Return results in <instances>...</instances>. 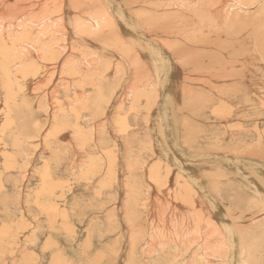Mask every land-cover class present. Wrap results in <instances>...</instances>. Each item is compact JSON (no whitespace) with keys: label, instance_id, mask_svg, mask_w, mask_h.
Wrapping results in <instances>:
<instances>
[{"label":"bare ground","instance_id":"1","mask_svg":"<svg viewBox=\"0 0 264 264\" xmlns=\"http://www.w3.org/2000/svg\"><path fill=\"white\" fill-rule=\"evenodd\" d=\"M84 1L85 0H82V1L81 0H0V97L2 96V99H0V171L3 169L4 166H6V167L10 166V164L12 162L7 163L6 161L8 160V158H9L8 161H10V159H11L10 154H12L11 151L15 150L16 152H18L17 155L18 156L20 155V157L24 161L23 162L20 161V163H19L20 166L18 169H17L18 165H17V167L13 168V164H12L13 169H10L8 167L9 173H10V170L12 171V170H15V168H16V170L13 171L12 173L15 175H19V176H22L26 173L24 176H25V178H28L27 182L30 181L31 175L33 177V174H31V175L29 174L30 171L28 170V167H29V165H31V162L33 161V159H32L33 153H37L38 151L35 152V148L31 147L30 143H32L33 141H29L30 140L29 134H31L30 129H28L27 133H25V131L20 132V130L22 128L21 129L17 128V127L23 126L22 122H24L26 119L25 115L23 116V114L28 113L29 109L32 108L31 103L29 105H26L28 103V100H25L26 98H23L25 96L29 97L25 93V87H26L29 95L32 97V99L34 97H38V94H40V96H41V98H39L38 101L39 100L41 101L44 97H50V95L52 96L51 97V99H52V98H54L53 97L54 93H56L54 88H58L60 85L62 86V83H64V82H62V80H65L62 78H63V75H65V74H69V75L72 74V76H74L75 78H78V82L76 81L78 84L73 85L72 87H71V85L73 84L72 82H69L70 84H66V86L68 85V87H67V91H65V93H69L70 94L69 97L71 96L73 98L72 99L70 98V100L66 99V103L62 105L61 109L59 107L60 110L56 109L58 111H53V113L54 112L55 113L52 115H51V111L49 112L48 110H44V106L40 102V104H41L40 106L44 110L42 112V114H44L43 116L48 115L49 119L51 118L52 123H55L57 125L56 128H57L58 133H56V135H58V134H61V135L67 134L68 135V137L65 135L64 138L60 137V136L56 137L57 139L55 138V140L57 142H60L58 145L59 147H61L62 149L63 148L64 149L70 148V150H69L70 156L67 157L66 159L64 158L62 165L60 164L63 167L62 169L66 170L70 167L71 171L73 172V173L71 172V174H75L76 172L79 173L80 169L85 167L84 165L78 166V164H77V166H76V164H74L75 162H78L76 160L75 155L77 154V151L84 152L83 148L88 144L87 143L88 142L87 140H89L88 136H90L94 131L95 132L92 135V139L94 137H96V139L98 141L101 137L102 138L106 137V140L108 142H110L108 139L109 137L106 136L104 124H101L103 126H101V125L98 126L97 122H96L97 118L95 117V115H92V116L91 115L88 116V114L83 115V112H81V110L78 108V104L80 105V103H83L84 98H85L82 96V93H81L82 90H80L81 86L84 84L83 79L88 74L89 75L94 74L93 77H95V78L99 77L98 80L103 79V77L102 76L100 77L99 73H96L95 71L98 67L99 68L102 67L101 66L102 63L100 64L99 63L100 61L98 62V60L100 58H101L100 60L107 59L105 56L102 57V55L101 56L99 54L97 55L96 54L97 52H94L93 50H92L94 52L93 56L87 54L86 51L82 50L81 44L87 43L90 41H94V42L96 41V43H98L103 38L106 41L110 35L106 36V35H104V33L107 32L108 30H109L108 31L109 34H113V44L115 43V50L117 49V52L113 51L115 53H112V52H111V54L108 53L109 54L108 56H111L113 59L112 58H111L112 60L109 59L110 61L107 59L108 60V62L106 64L107 66H106V68H104V69H106L105 73L108 75V77L111 76V77H113L112 79H117L120 75H122L124 73V72L122 74L120 73L121 72L120 70H122V68H124L125 74H128V75H126L127 77L131 74L136 79V80L134 79L135 81H133L134 84H136L135 82L137 80L142 79L144 77V75H146L147 73L148 74L152 73L153 75L150 74L151 76L147 75L149 83H148V85L146 83L147 87H146V85H144V89H142L144 91H145V89L153 90L149 93L153 92V94L155 96L154 98L152 97V94L149 95V94H147L148 92L146 91L147 92L146 96H151L152 101L157 100L159 96L161 97V95L164 96L167 91L171 90L175 86L177 88V83H180L182 81H185V83H186V81H188V82L192 81L193 76L191 78V74L189 75L188 73L185 72V69L183 67L179 66L180 60L184 61L187 58H189L190 60L196 61L197 63L204 62V61H200L201 58L203 59V57L195 54V52L192 53V51H189L190 48L185 47V46H188L189 42H193L192 44L198 48H200L202 46V44H203V46H205L207 44V46L204 47L203 49L206 51L209 50L208 52L213 51L212 50L213 48L215 49V51L216 50L218 51V49H222L223 47H225V44L222 46L221 45L222 43H220L221 42L220 40L223 38L222 37L223 34H224V37L226 36V38H227L226 39L227 40V42H226L227 51L224 50V51H226V54L222 50L223 54H225V57H226V60L224 57L225 62L224 61L222 62L219 60V59H221V55H219V54L218 55L215 54L216 55L215 59H213L212 56L209 58L211 60H214L217 64H220V67L218 69H215V71L210 70V73L212 72L211 74H213L214 81L215 80H217V81L221 80L222 81L224 79V82L228 80L231 83V86H230L231 91L228 89L227 84H225V86H224L226 89L225 90L226 94H224V95H226L225 96L226 98L224 97L225 100L230 101L231 104H233L234 102L241 101V96H244V95H238V94H232V93H234L237 86L239 84H242V82L245 79H248L249 81L251 80V82H253V83H250V85L247 83L251 87V90L247 91V89H245L246 93L243 91V93H245V96L250 94L252 91L256 92V91H261V90L263 91L262 93L264 94L263 88H261V87H260V89L259 88L257 89L256 87L254 88L255 83L252 80V77H254V79H256V76H262L264 74V68L262 70H258L259 66L264 65V0H90L91 1L90 3H87ZM87 1H89V0H87ZM77 8H79V9L76 11ZM80 9L82 11H84V10L86 11V9H87V11L90 10L91 13H89L90 11L89 12L86 11L87 13L85 15H82L83 13ZM35 10L40 11L39 16H37L38 13H36L35 17H32L31 14L33 11L35 12ZM79 12H81V13H79ZM76 13L81 14L82 17L76 16ZM190 26L192 28V31H190ZM196 31H199L200 33H195ZM158 35H161V38H158L157 37ZM190 36H192L193 38ZM214 37H216L215 38L216 40L213 41L212 38H214ZM223 39H225V38H223ZM222 41H224V40H222ZM171 43H172V45L176 44L177 47L179 46L178 51L177 52L173 51L172 55L169 52V48H170ZM73 44L76 47L72 48ZM82 45H84V44H82ZM87 45H88V43H87ZM102 45L103 46H100V47H102V50L107 52V48H106L107 45H105V44H102ZM108 46H110V45H108ZM95 47H97V46L95 45ZM102 50H100V51H102ZM170 51H172V50H170ZM103 53H105V52H103ZM203 54H205V53H203ZM212 55H214V54H212ZM205 58H207V57H205ZM96 59H98V60L96 61ZM216 59H218V61ZM143 62H146V64H144ZM181 63H183V62H181ZM206 63H207V60H206ZM249 63H255V65H256L255 69H252L250 71V74L248 72V76H247V73L244 72L245 74H244L243 78L238 77L237 75H239V74L237 73V71L239 70V68H247L248 67V70H250L251 65H249ZM188 64H190V63H188ZM188 64L185 63L183 65H188ZM146 65L147 66L149 65L148 66L149 68H147ZM209 65L212 66L211 64H209ZM189 66L190 65H188L187 67H189ZM203 66L206 67L205 64H202L200 67V70H203L202 69ZM198 67H196V68H198ZM212 67H214V65ZM32 68H33V70H35V72H37V70H39L43 75L45 74V76H44L45 80L44 81L42 80V78L44 79V77H41L42 74L39 71L38 72L41 75H38L37 74L38 72H37L36 73L37 75L32 74V76H29V75L26 76V73L28 71H30ZM150 69H151V72L149 73ZM209 69H211V68H209ZM146 71H148V72H146ZM204 72H205V70H204ZM206 73L208 74L207 70H206ZM206 73H205V75L204 74L203 75L206 76ZM60 76H62V78H60ZM155 77L157 79H159V81ZM128 78H130V77H128ZM211 78H212V76L210 77V82L212 81ZM262 78L263 77H261L260 79L263 80ZM38 79H39V81H38ZM143 79H145V78H143ZM66 80H67V78H66ZM69 80H70V78H69ZM122 80H124V79H122ZM127 80H129V79H127ZM85 81H86V79H85ZM131 81H127V82H131ZM105 82H107V81H105ZM127 82H126V84H127ZM141 82H143V80H140V83ZM182 83H184V82H182ZM256 83H258V82L256 81ZM32 84H34V86H33L34 92H31L29 89V87H31ZM104 84L105 83H103V86H104ZM130 84H133V83L131 82ZM143 84H145V83H143ZM244 84H246L245 81H244ZM69 86L71 87V89L68 90V88H70ZM103 86H102V88H103ZM188 86H190V85H188ZM211 86H213V85H211ZM137 87H138V90H140L138 85H137ZM137 87H135V88H137ZM179 87H181V86L179 85ZM179 87H178V89H179ZM240 87H241V85H240ZM121 88L122 87L115 89V90H117L116 92L113 91V93H112L113 96H111V97H112V99L115 97V99H113L111 102H112V105H114L116 97L119 98V97L125 96L122 98V103L124 104L123 108H126L127 104H129L128 103L129 98L131 101V97L129 94H127L128 91H126V92H124V94H122L123 91H120ZM135 88H133V90ZM183 88H185V89H183L184 94H191V92H190L191 90L189 91V89L185 86ZM51 89H52V91L50 92ZM60 89H63V88L61 87ZM83 89H84L83 93H84V91L87 92V88L83 87ZM89 89L91 90V88H89ZM241 89L239 88V91H238L239 93H241ZM136 90H135V93H136ZM172 90H174V89H172ZM221 90L223 91V89H221ZM1 91H4L5 93L1 94ZM104 91H106V90H104ZM174 91H176V90H174ZM101 92H102V90H101ZM236 92H237V90H236ZM220 94H223V92ZM65 95H67V94H64V96ZM137 98H139V96ZM132 99H133V96H132ZM177 99L178 98H176V102H177ZM262 99H261V101L263 102L264 96H262ZM20 100H22V103L19 104ZM33 101H35V99H33ZM36 101H37V99H36ZM52 101H53V99H52ZM52 101H50V102H52ZM106 101H107V99H106ZM56 102H58V99H57V101H55V104H54V105H57L56 108H58V106H60V104L59 103L56 104ZM59 102H61V101H59ZM141 102L148 104V101L145 99L141 100ZM262 102H260V104ZM53 103H54V101H53ZM154 103L157 104V101H155ZM110 104L111 103H109V105ZM160 104H162V103H160ZM109 105H107V106L105 105V107L102 108L101 107L102 105L100 107H98L99 106V104H98L97 109H99V108L102 109V114H101V116L99 115L100 116L99 118L103 117L104 118L103 121H105V124L107 122L110 126L119 127L120 128L119 135H121V133H124L122 136V139H121L122 141L120 143H121V145L124 144L123 145L124 147L128 146V149H130L131 142L129 140H131L132 136H130L129 140H128L129 137L128 138L125 137V135H127V134H125V132L127 133V131H128L127 127L129 125V123L127 124V122H126L127 119L124 120V119L120 118L119 116H117V114H119L121 111L116 110L115 113H112L111 112L112 108L108 111ZM143 106H145V105H143ZM157 106H158V104H157ZM184 106H185V104H184ZM248 106L249 105L245 104V105H242L241 107L245 108V111L246 110L250 111L251 107H248ZM261 106H263V104ZM186 107H187V105H186ZM119 108L121 109V105ZM183 108L184 107H182V109ZM138 109H140V108H138ZM138 109H137V111H138ZM159 109H161V108H159ZM164 109H165V107H164ZM227 109H228V113H227V115L225 114L226 117L224 119L225 120L224 123H226V125L229 124V122H233V120H232V114L233 113L232 112L229 113L230 110H229V108H227ZM35 110H36V107H35ZM37 110H39V109H37ZM51 110H55V109L51 108ZM85 111H86V109H85ZM90 111H93V110L90 109ZM122 111H124V110H122ZM130 111H132V110H130ZM145 111H146V108H141L140 113H145ZM232 111H234V110H232ZM93 112L95 113V111H93ZM155 112H157V111H155ZM15 113H17V116H15L16 115ZM97 113L98 112H96V114ZM181 113L183 114L184 112H181ZM228 114H229V116H228ZM128 116L129 115H127L126 118ZM172 117H174V116L172 115ZM181 117H184V116H181ZM31 118H30V120H31ZM253 118H251V119H253ZM155 119H156V116H155ZM235 119H238V118H235ZM256 119H257L256 122L258 124H260L261 120L259 118H256ZM66 120H67V122L64 123L63 125L57 124L58 121H64L65 122ZM183 120H186V119H183ZM243 120L245 122L242 121L243 124H240V125L241 126L243 125L244 127H245L244 123L249 125L248 122L253 121L250 119L248 121L244 118H243ZM188 121H189V119H188ZM7 122H8V127H10V130H12L11 132H9V130H6V128H4V125H2L3 123H7ZM81 123L85 124V126L83 128L85 130L82 129V126L80 127ZM177 123H178V121H177ZM184 123H186V122H184ZM17 124L18 125L20 124V125L17 126ZM184 125L187 127L186 124H184ZM91 126L92 127L97 126V128L94 127L95 128L94 129V128H91ZM110 126H109V128H110ZM8 127H7V129H8ZM26 127L27 126H25L24 128H26ZM28 127H30V125ZM52 127H53V125H52ZM175 127H177V126H175ZM39 128H40V126H39ZM170 128H171V126H170ZM239 128L240 127H237V129H234V130H229L226 133V135H227V137H229V136H231V137L226 138V140L230 139L231 141H234L236 138H238L240 135V132L237 130H239ZM254 128L253 129L250 128L251 129L250 133L254 132V133H252L254 137H256V138L259 137L260 139H261V137H264L263 133H261L260 131H256L258 129L255 130ZM89 130H91V131H89ZM113 130H111L112 136L114 135L113 139L115 141L116 140L119 141V138L117 137L118 135L116 134L117 131L113 132ZM52 131H53V129H52ZM8 132H9V134L7 136L6 134ZM258 132L260 133V135H256V133H258ZM45 133L48 134L49 131L45 132ZM45 133H43V134H45ZM166 133H168V132H166ZM241 133H244V131L242 130ZM247 133H248V130L245 129V133L243 134V137L247 138L248 134H250V133H248V134ZM47 134H46V137H47ZM156 134H158V133H156ZM26 135L28 138H25ZM11 136L13 138H11ZM33 136L37 137V133H35ZM49 136L52 137L53 135L51 134V135H48V137ZM165 136H167V135H165ZM190 136H193V138H194V135H190ZM241 136H242V134H241ZM8 137L10 138L9 140H8ZM42 138H43V136H42ZM43 139H45V138H43ZM206 139H207L206 136H202L200 138V140H203V141L204 140L207 141ZM260 139L258 141L261 143L262 141ZM40 141H41V136L39 135L37 140L35 141V143H38ZM107 141H105V142L107 143ZM183 141H184V139H183ZM8 142H9V146H8ZM43 142H44V140H43ZM122 142H124V143H122ZM188 142H190V141H188ZM125 143L127 144V146L125 145ZM181 143H182V141H181ZM186 143H187V140H186ZM228 143L230 144V142H228ZM34 144H33V146H34ZM38 144L39 145H36L37 146L36 149L39 150V147H40V145H42V142L38 143ZM101 144H103V143L101 142ZM112 144H111V146H112ZM115 144H117V143H115ZM191 144H187V145H191ZM156 145L159 147L161 145L160 141H156ZM198 145H203V144H201V142L199 141ZM117 146H118V144H117ZM114 147L116 148V146H114ZM88 148H89V146H88ZM93 149L94 148H92V150ZM121 150L122 149L119 150V148H118V153ZM159 150H161V149L159 148ZM190 150H192V149H190ZM262 150H259V151H262ZM182 151L185 152V150H182ZM39 152H40L39 154L45 155L48 151H45L44 149L40 148ZM86 152H88V150ZM5 153L6 154L10 153L9 154L10 156L6 155ZM58 153H62L61 154L62 158L66 154L63 151L58 152ZM175 153L177 154L178 157L182 158V160H185L186 162L189 160V161H191L190 164L194 163L195 169L197 171L203 170V167L198 165L199 163L197 161L203 162V160L205 159V161H206L205 163H209V161L211 160L210 156H212L211 154L207 155L206 157H201L199 155L193 156L192 154L187 155V154H184L182 152H179L177 149H176ZM234 153L228 154V151H227V153H224L227 155L222 154L223 156L219 157V158L221 160H224V162L226 160H228V161L230 160V162L232 161L233 163H235V161L238 163L241 159L242 161H244L246 163L247 167H253L252 169H255L254 165H255V167L258 165L256 162H250L249 160H247V158H245L243 156L240 157V156H238V153L237 154L236 153L234 154ZM51 154H52V152H51ZM35 156L36 155H34V157ZM78 156H80V155H78ZM105 156L106 157L108 156L107 159H109V161H107V162L109 164L110 163L115 164L117 162V158H116L117 154H115V152L112 153L110 151ZM131 156L133 158V155H131ZM168 156H169V154H168ZM52 157H53V155H52ZM52 157H51V159H52ZM3 158H4V165H3V163H1L2 162L1 160H3ZM13 158H14V156H13ZM17 158L18 157L16 156L14 161L15 162L17 161V163H18L19 161L16 160ZM21 158H20V160H22ZM217 158H216V160H217ZM225 158H227V159H225ZM88 159H85V160L88 161ZM70 160H75V162L74 161L69 162ZM138 160H139V158H138ZM11 161H12V159H11ZM129 162H130V159H129ZM174 163L176 164L175 161H174ZM55 164H58V162L56 161ZM105 164H107V163H105ZM132 164H130V165L132 166ZM140 164H142V165H139L138 167L135 166V167H137L136 168L137 169L136 174L138 175V177L140 179V180H138V178L136 177V180H138V183H140V181H141V183H142V181L144 182L143 178H145V176H146V173H147L146 170L148 168L149 160L144 161L143 163L140 162ZM177 164H176V166L178 167ZM186 164H188V163H186ZM224 164H223V166H224ZM60 165H58V166H60ZM89 165H90V163H88V166ZM154 165L158 166L159 164L157 165L154 163ZM154 165H152V166H154ZM232 165H234V164H232ZM88 166L86 167V170L87 169L89 170L91 167V166H89V167ZM121 166H122V172L127 173L125 165L121 164ZM214 166H216V165H214ZM221 166H222V164H221ZM234 166H237V165H234ZM6 167H5V169H6ZM31 167H33V166L31 165ZM46 167H47V165H46ZM179 167H180V165H179ZM259 167H261V166H259ZM43 168H42V170H43ZM160 168H161V166H160ZM238 168H241V167L238 166ZM244 168H245V165H244ZM7 169L5 170V172L7 171V173H8ZM57 169H58V167H57ZM59 169H60V167H59ZM27 170L29 171V173H28L29 175L27 174ZM109 170H111V169H109ZM153 170L154 169H151V171H150L151 172L150 177L152 175L151 180H148L150 178L147 179L148 183L145 186L144 195H142L138 191H136L138 184L135 182V180L134 181L130 180V182L126 183V184H124L126 181H123V176L119 180L118 179L115 180L116 183H118L119 181L122 183V185L117 186V189L118 188L120 189V193H119V197H118L119 202L116 205V206H118V207H116L118 209V210H116V213H117V215H119L118 217L120 218V221H121V229L120 228L119 229L122 231V233L125 234V236L128 235V237L126 239L127 241L125 242V246H122L120 250L116 248L119 251V252L117 251L118 253H116V256H115L116 261H119L118 263H120V264H124V258L125 257H122L123 258L122 259L121 253L123 252L124 254H126V250L129 251L128 254L126 255L127 259H125V261L128 262L127 264H156L155 259L157 261L160 258V256L167 257V255L165 253L169 249H173L175 252H177V250H183L185 254L190 255V252L192 250H195L197 252V248H200L201 251H203V253L205 252L207 254V256H209L211 263H213L214 261L212 262V260L215 258H218L217 255H219L218 253H215V251L222 252L224 247H229L231 251H230L228 257L231 256L230 257L231 259L229 258L230 261L232 260L231 262H233L234 258H237V259H239V262H237V264H247L248 260H245V258H247V257H245V255H246L245 247L241 246V244L243 245V243L241 241V239L243 240V238L239 237V241H237L236 234L234 235L235 237H233V233H231V230H232L231 227L232 226L230 227V225H228L230 228L229 227L227 228L228 222H227V224L225 223V221H227V220L222 219L223 218L222 213L224 215H226L225 213H227V212H225L224 210L222 212H221V210H218L219 212L218 211L214 212L216 209L214 207H216V204H217L216 202H218V201L214 197L211 196L212 194L211 195L209 194L210 191L209 192L206 191L209 189V188L207 189L209 183L205 182L207 180L204 181L205 183H208V184H206L207 187H205V185H204L205 183L199 182L198 180H196V178H194L195 180H192L193 177H190L187 174L185 175L183 172V174H181L180 176H183V178L187 179L188 181L190 179L189 182H191V185L189 184L188 181L184 182L185 181L184 180L183 181L184 185L182 186V185H180L182 179L180 177H179V179H175V176L173 177L172 175H170V173L172 171L168 172V174H169V176H171V178L169 176H166V175H168L166 173L164 175L165 178L163 179L162 176L164 173L162 174V176H160L159 173H156L157 171L155 172ZM162 170H164V169H162ZM238 170H240V169H238ZM2 171H4V170H2ZM58 171H60V170H58ZM176 171H177V169H176ZM131 172H132V170L129 173H131ZM133 172H135V171H133ZM255 172L257 173V171H254L253 173H255ZM43 173L46 174L47 176H49L47 169L44 170ZM93 173H95V172H93ZM93 173L90 172L89 175L93 174ZM3 174L5 175V173H3ZM59 174H60V172H59ZM246 174H248V173H246ZM128 175H130V174H128ZM251 175H252V173H251ZM75 176H74V178H75ZM110 176L111 175H109V173L107 172V174L103 178L109 179ZM91 177H93V176H91ZM211 177L218 179L216 176H210V178ZM21 178L23 179V177H21ZM44 178H46V177H44ZM130 178H132V177H130ZM206 178H209V176L203 175V179H206ZM224 178H227V177L224 176ZM42 180H41V182H42ZM124 180H126V179L124 178ZM147 180H146V182H147ZM87 181H88V179H87ZM113 181H114V178H113V180L110 179V184L113 183ZM165 181H168L169 183H171V185L173 184L172 182H176V184H177L176 188L177 189L173 190L171 188H166L165 190H163V188L165 187V184H164ZM196 181H198V182H196ZM21 182H23V181H21ZM27 182L25 181V183H27ZM42 183L45 184L46 182L44 181ZM14 184H15V182H14ZM49 184L47 186H50ZM110 184H109V187H111ZM196 184L199 185V188L196 186ZM18 185H20V183H18ZM28 185L29 184H27V187H28ZM89 185H91V184H89V181L87 183L82 182V187H86ZM252 185H253V183H252ZM14 186L15 185L12 186L13 191H15V189L17 190V188L14 189ZM20 186H21V188H22V186L24 188V185H20ZM59 187H60V185H59ZM100 187L103 188L102 186H100ZM195 187H196V189H195ZM18 188H20V187H18ZM61 188H62V186H61ZM54 189H55V187H54ZM216 189H218V188H216ZM248 189L253 190L251 187H248ZM5 190H6V187H5ZM50 190L51 191H49V192H52V189H50ZM57 190L58 189H56V192H57ZM62 190H61V192H62ZM88 190H90V189H88ZM138 190H139V188H138ZM1 191H2V189H1ZM13 191H11V192H13ZM21 191H24V189L20 190V192ZM86 191H87V188H86ZM256 191H255V193H257ZM56 192L54 194H56ZM110 192H112V191H110ZM46 193L47 192H46V188H45L43 193L41 194L42 196L39 193H37L38 197L35 196L37 198V200L35 199L36 202L34 200L33 201L35 203H37V205L39 206V208H36V209H38V210L40 209L42 212L46 208L45 206H47V208L49 210H51V209H53L54 211H55V209L58 210V207L56 206V204H51L52 202L49 203L50 202L49 198H48L49 202L47 201L48 205H46V204L44 205L45 199H47ZM105 193H107V192H105ZM259 193H260V190L258 189L257 194H259ZM63 194H65V193H63ZM156 194H158L159 196L156 197ZM261 194L264 196L263 192ZM103 196L104 195H102V197ZM52 197L53 196L51 195L50 199ZM173 197L179 201L174 202V203H172L173 201L170 202L169 200L173 199ZM149 198H151L152 200L150 201ZM153 198H155V199H153ZM161 198H163L164 201ZM41 199L44 202H42ZM63 200H61V201H63ZM122 200H123V203H122ZM249 200H250V198H249ZM6 201H8V204H10L9 199H7ZM174 201H175V199H174ZM235 201H237V200H235ZM257 201H259V200H257ZM35 203L33 206H35ZM120 205H122V206L120 207ZM63 206H65V205H63ZM123 206L127 210L124 209V211H123V209H122ZM63 208H61V210ZM64 209L66 210V208H64ZM64 209H63V211H64ZM49 210H47V211L50 213ZM61 212L62 211H59V213H61ZM31 213H33V212H31ZM49 213H47V214H49ZM57 213H58V211H57ZM216 213L219 214V216ZM34 214H36V213L34 212ZM40 214L41 213H38V215H40ZM53 215L54 214H52V216ZM55 216L56 215H54V217ZM60 216L62 217V214ZM110 216H111V214H110ZM215 216L218 217V220H215V221H218L219 223H217L213 220V218ZM227 216H230V215H227ZM38 217H40V216H38ZM46 217H48V216H46ZM41 218H43V217H41ZM41 218H38L39 221L37 220V222L34 223L33 230L31 231L30 235L29 236L27 235L23 240L21 239L22 238L21 234L24 231L22 230V228L18 230V231H22V232H21V234L17 233L18 234L17 236L15 235L16 236L15 241L12 242V245L14 246V247H12L13 250L10 249L13 253L6 251L8 253H11V254H9V259H11L13 261V264H23L25 258L29 259V257H28L29 248H33V246L36 244V242L37 243L39 242V241H37V237L39 235L37 233L42 231V228H43L42 225L44 224L43 221H42L43 222V224H42ZM63 218H61V219H63ZM224 218H226V217H224ZM48 220L50 223H54L53 221L55 219L53 218V220H52L49 216ZM25 222H27V221H24V225L26 224ZM22 225H23V222H22ZM112 226H114V225H112ZM19 227L20 226L18 225V228ZM30 229H32V227ZM44 229H45V227H44ZM50 229H51V225H50ZM237 230H239V228ZM47 231L48 230H46V232ZM52 231L54 232V230L52 229L50 231L51 235L53 234ZM239 231H242V229ZM57 232H59V231H57ZM74 232H75V230H74ZM225 232L228 234L227 239L225 236L226 235ZM224 233H225V235H224ZM15 234H16V232H15ZM23 234H25V233H23ZM73 236H75V235H73ZM76 238L77 237H75V239ZM7 239L9 240V238H7ZM3 240H5V239H3ZM225 240H227V241H225ZM5 241H1L0 246L4 245V247H5L6 243L2 244V242H5ZM48 241H51L50 238L48 239ZM70 241H68V242H70ZM119 241H120V239H119ZM71 242H73V241H71ZM46 244H47V242H46ZM68 244L69 245H66V246H70V243H68ZM139 244H140V249L138 250ZM7 246H8V243H7ZM71 246H73V245L71 244ZM49 247L47 246V248H49ZM56 248H52V250L53 249L57 250ZM4 249L5 248H3V250ZM71 249H72V254H73L74 247H71ZM201 251H199V254L202 253ZM196 252H194V253H196ZM4 253L5 252H3V254ZM194 253H193V255H194ZM56 254H59V252L56 251ZM111 254H113V253H111ZM167 254H170L169 251L167 252ZM199 254L197 253L196 255L199 256ZM60 255H61V252H60ZM187 255H186V257H187ZM18 256H20V258L23 257L24 259H20V258H18ZM51 256H52L51 264H58L59 262H60L59 264H61V263L65 262V261L61 260L62 259L61 256H60V259H59V256L57 257L54 254ZM224 256L226 257L225 253H224ZM31 257H32V255H31ZM33 257H37V254H36V256L34 255ZM100 257H102V256H100ZM177 257H179V256L176 255V257H175V255H173L171 261L164 259L163 264H180L183 261V260L181 261L182 256L178 260H177ZM188 257L193 258L192 263H194L197 259V256H193V257L188 256ZM222 257H223V254L221 255L220 258H222ZM225 257H223V258H225ZM205 258H208V257H205ZM7 259H8V257H7ZM37 259H39V260L35 264H43V258L41 256H39ZM205 260H207V259H205ZM26 261L28 262V260H26ZM29 261L34 262L32 259H29ZM36 261L37 260H35V262ZM95 262H97V260ZM6 263H7L6 259L1 257L0 258V264H6ZM27 264H29V263H27ZM67 264H73V263L70 262ZM159 264H160V262H159ZM257 264H260V263H257Z\"/></svg>","mask_w":264,"mask_h":264},{"label":"rangeland","instance_id":"2","mask_svg":"<svg viewBox=\"0 0 264 264\" xmlns=\"http://www.w3.org/2000/svg\"><path fill=\"white\" fill-rule=\"evenodd\" d=\"M84 2L90 3L91 1L90 0L89 1L85 0ZM78 9L79 8H77L76 11ZM86 11H87V9H86ZM86 11L85 10L82 11V13H83L82 15H85L90 10H88L87 12ZM36 13H38L37 16H39L40 11L39 10H35V12L33 11L32 14H31L32 17H35ZM79 13H81V12H79ZM79 13H76V16L82 17L81 14H79ZM89 13H91V11ZM190 31H192L191 26H190ZM107 32H105L104 35H106V36L110 35V36L107 38L106 41L103 38L98 43H96V41L95 42L94 41L87 42L88 45H87V43H82L81 42L82 44H84V45L81 44L82 50L86 51L87 54H89L91 56H93L94 52H97L96 53L97 55L98 54L100 56L102 55V57L105 56L108 60L111 59L112 57L108 56L109 55L108 53H110V54H111V52L115 53L113 51L117 52V49L115 50V43L113 44V34H109V32L108 33ZM195 33H200V32L196 31ZM157 37L161 38V35H158ZM190 37H192V36H190ZM222 37L225 38V39H223ZM222 37H221L222 39L220 38L221 42L220 41L219 42L222 43L221 44L222 46L225 44V47H223L222 49H218V51L217 50L215 51L214 48L212 49L213 51H211V52H208L209 50L208 51L204 50L203 48L206 47L207 44L205 46H203V44H202V46H201L202 48L201 47L198 48V47H196V46H194L192 44L193 42H189L188 46H185L187 48H190L189 51H192V53L195 52V54L200 55L201 57H203V59L201 58L200 61H204V62L197 63L196 61L190 60L189 58H187L184 61L180 60L179 61L180 62L179 66L183 67L185 69L186 73H188L189 75L191 74V78L193 76L192 81L191 82L186 81V83H185V81H182L184 83H182V82L177 83V88H176V86L174 88H172V89H174L176 91L171 89V90L167 91L164 96H162V95H161V97L159 96L158 99L155 100V101H157L158 106H157L156 103H154L155 101H152L151 96H146L147 94H149V95L152 94V97L154 98L155 96H154L153 92L149 93V92H151L153 90H147V89H145V91L142 90V89H144V85H146V83L148 85V83H149L147 75L152 74V73H150L151 69L149 70L150 74L147 73L143 77L146 80L142 78L140 80H143V82L140 83V80H137L135 82L136 84H134L133 81H135L136 79L131 74L128 76L130 78H128L126 76L128 74H125L124 68H122V70H120L121 74L124 72L122 75L119 74L120 78L118 77L117 79H112L113 77H111V76L108 77V75L105 73L106 69H104L107 66L106 64H107L108 60L107 59L100 60L101 58L100 59L98 58L99 60L96 59V61L97 60H98V62L100 61L99 62L100 64L102 63V65H101L102 67H100L101 69L98 67L99 69L97 68L95 72L99 73V76L100 77L102 76L103 79H101L102 81L98 80L99 77H97V78L93 77L94 74H91V75L88 74L83 79L84 80L83 82H84L85 85L83 84L81 86L80 90H82V92H81L82 96L85 97V98H84L83 103H80V105L78 104V108L81 110V112H83V115H87V114H88V116L89 115H91V116L95 115V117L97 118L96 122H97L98 126H100L101 124H104L105 133H106V136L109 137L108 139H109L110 142H108L106 140V137L105 138L101 137L98 140L99 142L97 141L96 137H94L92 139V135H93V133L95 131L90 136H88L89 137L88 138L89 140H87L88 144L83 148V151L85 153L82 152V151L81 152L77 151V154L75 155V157H76V160L78 162H75V160H70L69 161V162L74 161L75 162L74 164H76V166H77V164H78V166H80V165H84L85 166L84 168L80 169L79 173L76 172L75 174H71L72 171H71L70 167L68 169H66V170L62 169L63 167L61 165H62V163L64 161V158L66 159L67 157L70 156V152H69L70 148L69 149L68 148H65V149L63 148L62 149L61 147L58 146L60 142H57L55 140V138L59 137V136L64 138L65 135L67 137H68V135L67 134H63V135L58 134V135H56V133H58L57 128H56L57 125L55 123H52V120H51V118L49 119L48 115L43 116L44 114H42V112L44 110H48L49 112L51 111V115H52V114L55 113V112L53 113V111H58L56 109H59V107L61 109L62 105L66 103V99L67 100L68 99L70 100V98L72 99L73 97H71V96L69 97V95H70L69 93H65V91H67V87H68V85L66 86V84H70L69 82H72L73 83L71 85V87H72L73 85L78 84L77 83L78 82V78H75L74 76H72V74H70L71 76L69 74H65V75H63V78H62V76H60V78L65 79V80H62V82H64V83H62V86L60 85L58 88H54L53 87L55 92L57 93V94L54 93V96H53L54 98H52L54 103H53V101L51 99V97H52L51 95H50V97H44L41 101L40 100L38 101V99L41 98L40 94H38V97H34L33 99H35V101H33L32 97L29 95V93L27 92V89L25 87V93L30 98L26 97V96L23 97V98H26L25 100H28V103L26 105H29L31 103V107L32 108L29 109L28 113H24L23 114V116L25 115L26 119H25L24 122H22L23 126H20V127H17V128H19V129L22 128L23 130L21 129L20 132H24L25 131V133H27L28 129H30V133L31 134H29L30 135V137H29L30 140L29 141H33V142L32 143L29 142V143L31 144L32 148H35V152L36 151H38V152L37 153H33V157H32L33 161L31 162V165L33 167H31V165H29V167H28V170L30 171V173L27 170V174L28 173L30 175L33 174V177L31 175V178H30L29 182H27L28 178H25V176H24L26 173L24 175H22V176L15 175V174L12 173L13 171L16 170V168H15V170H12V171L10 170V173H9V168L13 169L14 167H17V165H18V167H17V169H18L19 166H20V164H19L20 161L21 162L24 161L20 157V155L19 156L17 155L18 152L13 150V151H11L12 154H10V153L6 154L5 153L6 155L10 154L11 156L10 155L9 156L12 159V161H11V159H10V161H8L9 160V158H8V160L6 161L7 163H11L12 162L10 164L11 167L8 166L9 167L8 168V167L4 166L3 169H2L4 171H2V170L0 171V173H1L0 174V215H1L0 216V237H1L0 240L1 241H5V240L7 241V242L6 241L2 242V244L6 243L5 247H4V245L0 246V254H1L0 256L6 259V261H7L6 264H13V261L11 259H9V254L13 253L11 251V250H13L12 247H14L12 245V242H14L15 241V237L18 234H21V232H22V231H18V230L22 228V230L24 231L23 233H25V234H23V233L21 234V237H22L21 239L23 240L27 235L28 236L30 235L31 231L33 230L34 223L37 222L38 218H41V217H43V218H41V222L43 221L45 225L42 222V224H43L42 225V227H43L42 231L37 233V234H39L38 237H37V241H39V242L38 243L36 242V244L33 246V248H29L28 257H29V259H32L34 262L29 261V259L25 258L23 264L24 263L25 264H27V263L35 264V263L38 262L39 259H37V258L39 256H41L43 258V264H51V258H52L51 255H53V254L55 256H57V257L59 256V259H60V256H61V258H62L61 260L65 261V262H63L64 264H67V263H70V262H72L73 264H86V263L88 264L89 262H90L89 264H95V263L96 264H120V263H118L119 261H116V257L115 256H116V253L119 252L117 249L120 250L122 246H125V242L127 241L126 239H127L128 235L125 236V234L122 233V231L120 230L121 229V221H120V218L118 217L119 215H117V213H116V210H118L116 208L118 206H116V205L119 202V198L118 197H119V193H120V189L119 188L117 189V186L122 185V183L120 181L118 183H116L115 180H117V179L119 180L122 176H123V181H126L125 183L123 182L124 184L129 183L130 180H133V181L135 180V182L138 184V187L136 188V191H138L140 194L144 195L145 186L148 183V180H151V177H152V175L150 177L151 169H154L153 171H155V172L157 171L156 173H159L160 176H162V174L164 173L163 176H162L163 179L165 178L164 175L166 173L168 174V172L172 171L170 173V175H172L173 177L175 176V179H179V177H180L182 179L180 185H182V186L184 185V182L188 181L187 179L183 178V176H180L181 174H183V172H184L185 175L187 174L190 177H193L192 180H195L194 178H196V180H198L199 182H203V183L208 182L209 184L208 183L204 184L205 187H207L206 184H208L207 189L208 188L209 189L206 190V191H208V192L210 191L209 194L210 195L212 194L211 196L214 197L218 201V202H216L217 203L216 207H214V208H216L214 212H217L218 210H221V212L223 210L225 212H227V213H225L226 215H224L222 213V217L223 218L221 217L222 219H224V220L226 219L227 220V221H225L226 224L228 222L227 228L229 227L228 225H230V227L232 226L231 227L232 230L231 229L230 230H231V233H233V237H235L234 235L236 234L237 241H239V237L243 238V240L241 239V241L243 243V245L241 244V246L245 247V251H246L245 257H247V258H245V260H248L247 264H254V263L255 264H257V263L264 264V196L261 194L262 192L264 194V177H263L264 176V137H261V139H260L257 136L262 141L260 143L258 141L259 139L253 136L252 133H254V132L250 133V130L255 127L254 128L255 130L258 129L256 131H260L261 133L264 134V101L263 102L261 101L262 96H264V94L262 93L263 91L261 90V91H256V92L252 91L250 94L245 96V93H246L245 89H247V91H250L251 87L249 85H250V83H253V82H251V80L249 81L248 79H245L244 81H245L246 84H244V81H243L242 84H239L237 86V88H236L237 92L235 90L234 93H232V94L244 95V96H241V101L234 102L233 104H231L230 101L225 100V98H226L225 96L226 95H224V94H226L225 93L226 89H225L224 86H225V84H227L228 85V89L230 90L231 89V87H230L231 83L228 80L224 82V79L222 81L221 80H218V81L215 80L214 81L213 74H211L212 72L210 73V70L211 71H215V69H218L220 67V64H217L214 60H211L209 58V57L212 56L213 59H215V56L219 54V55H221V59H219V58L218 59L220 61H222V62L223 61L225 62V60H226L225 54H226V51H227V49H226V47H227V44H226L227 40L226 39L227 38H226V36L224 37V34L222 35ZM215 38L216 37L212 38V40L213 41L216 40ZM222 40H224V41H222ZM172 43L170 44V48H169V52L171 53V55L173 54V51L177 52L178 48H179V46L177 47L176 44H175L176 46L174 44L172 45ZM102 44H105L107 46L110 45L108 47L106 46L107 52L103 51L102 47H100V46H103ZM95 45L98 48L95 47ZM74 47H76V46L73 44L72 48H74ZM100 50H102V51H100ZM170 50H172V51H170ZM222 50H223V52L225 54H223ZM224 50H226V51H224ZM103 52H105L106 54L103 53ZM203 53H205V54H203ZM212 54H214V55H212ZM205 57H207L208 59L205 58ZM224 57H225V60H224ZM218 59H216V60L218 61ZM206 60H207V63H206ZM181 62H183V63H181ZM143 63L146 64V62H143ZM185 63H187V64L190 63V64H188L190 66L187 67L188 65H183ZM201 63L206 65V67L205 66L202 67L203 70H200V67L202 65ZM209 64H211L212 66L214 65V67L210 66ZM249 65H251L250 70H248V67L247 68H239V70L237 71V73L239 75H237V76L243 78L244 74H245L244 72H246L247 76H248V72L250 74V71L252 69H255V67H256L255 63H249ZM148 66L146 65L147 68H149ZM196 67H198V68H196ZM33 68L30 70L31 72L28 71L26 73V76L27 75L32 76V74L34 75V74H36L39 71V70H37V72H35V70H33ZM209 68H211V69H209ZM263 68H264V65L259 66L258 70H262ZM204 70H205V72H204ZM206 70H207L208 74L206 73ZM39 72L37 74L41 75L42 73L40 72L41 73L40 74ZM146 72H148V71H146ZM205 73H206V76H204ZM42 75H41V77L45 76V74L43 76ZM211 76H212V78H211L212 81L210 82V77ZM261 77H263L262 78L263 80L260 79ZM66 78H67V80H66ZM69 78H70V80H69ZM121 78L124 79V80H122ZM39 79H38V81H39ZM85 79H86V81H85ZM127 79H129V80H127ZM130 79L131 80L133 79V80L131 81ZM42 80L44 81L45 77H44V79L42 78ZM126 80L127 81H131L133 84H130L131 82H127ZM157 80L159 81V79H157ZM252 80L255 83L254 88L256 87L257 89L258 88L260 89V87H261V88L264 89V74L262 76H256V79H254V77H252ZM105 81H107V82H105ZM256 81L258 83H256ZM126 82H127V84H126ZM103 83H105L104 86H103ZM143 83H145V84H143ZM101 85L103 86V88H102ZM137 85L139 86L140 90H138ZM147 85H146V87H147ZM179 85L181 87H179ZM188 85H190V86H188ZM211 85H213V86H211ZM240 85H241V87H240ZM33 86H34V84H32L31 87H29L31 92H34ZM184 86L187 87L189 89V91L191 90L190 91L191 94H184L183 93V89H185V88H183ZM61 87L63 89H60ZM71 87L68 88V90L71 89ZM83 87L87 88V92L84 91V93H83V90H84ZM116 87L117 88L122 87L121 90H120V91H123L122 94H124V92L128 91L127 94L130 95L131 101H130V98H129V102H128L129 104H127V107H126L127 109L123 108L124 104L122 103V98L125 97V96L119 97V98L116 97L115 103H114V105H112L111 101L113 99H115V97L112 99L111 96H113V94H112L113 91L114 92L117 91V90H115V89H117ZM135 87H137V88H135ZM178 87H179V89H178ZM89 88H91V90ZM133 88H135V89L133 90ZM220 88L223 89V91ZM239 88L240 89L242 88L241 89V93L238 92ZM101 90H102V92H101ZM104 90H106V91H104ZM135 90H136V93H135ZM51 91H52V89L50 90V92ZM243 91L245 93H243ZM222 92H223V94H220ZM4 93H5L4 91H1V94H4ZM64 94H67V95H65L66 97L64 96ZM131 95L133 96V99H132ZM138 96H139V98H137ZM55 97L58 99V102H56V104H58V103L60 104V106H58V108H56L57 105H54L55 101H57V99ZM176 98H178L177 102H176ZM0 99H2V96L0 97ZM36 99H37V101H36ZM106 99H107V101H106ZM144 99L148 101V104H145L144 102H141V100H144ZM50 101H52V102H50ZM59 101H61V102H59ZM40 102L44 106V110L40 106L41 105ZM108 102L111 103V104L109 105ZM260 102H262V103L260 104ZM20 103H22V100L19 101V104ZM160 103H162L163 105L160 104ZM98 104H99V106H98ZM184 104H185V106H184ZM245 104L249 105L248 107H251L250 111H248V110L245 111V108L241 107L242 105H245ZM262 104H263V106H261ZM105 105L106 106L109 105L108 106V111L112 108V111H111L112 113H115L116 110L117 111H121L119 114H117V116H119L120 118H122L124 120H126V119L128 120V121L126 120V122H127V124L129 123V125H128L129 128L127 127L128 131H127V133L125 132V134H127V135H125V137H127V138L129 137L128 140L130 139V136H132V138H133V139L131 138V140H129L131 142L130 145L132 146V147L130 146V149H128V146H127L126 143H125V145L127 147H124L123 146L124 144L121 145V143H120L122 141L121 139H122V136L124 134V133H121V135H119L120 128L116 127V126H114V127L110 126L107 122L105 124V121H103L104 118L103 117H101L102 119L99 118L101 116V114H102V109L101 108L97 109V108L100 107V106L103 108V107H105ZM120 105H121V109L124 110V111H122L119 108ZM143 105H145V106H143ZM186 105H187V107H186ZM35 107H36V110L37 109H39V110L36 111ZM147 107L148 108L150 107V108L148 109ZM164 107H165V109H164ZM182 107H184V108L182 109ZM51 108L55 109V110H51ZM138 108H140V109H138ZM141 108H146L145 113H140L141 112ZM159 108H161V109H159ZM227 108H229V110H230L229 113H231V112L233 113L232 114L233 122H229V124L226 125V123H224V121H225L224 119L226 117L225 114L227 115V113H228V109ZM85 109H86L87 112L85 111ZM90 109L95 111V113L93 111H90ZM137 109H138V111H137ZM130 110H132V111H130ZM232 110H234V111H232ZM155 111H157V112H155ZM96 112H98V113L96 114ZM181 112H184L183 113L184 115ZM15 114H16L15 116H17V113H15ZM127 115H129V116L126 118ZM172 115L174 117H172ZM155 116H156V119H155ZM181 116H184V117H181ZM228 116H229V114H228ZM255 117L259 118L261 120L260 124H258L256 122L257 119ZM30 118H31V120H30ZM235 118H238V119H235ZM243 118L248 120V121H249V119L253 120V121L248 122L249 125L244 123V125H245V127H244L243 125L242 126L240 125V124H243L242 121L245 122L243 120ZM251 118H253V119H251ZM183 119H186V120H183ZM188 119H189V121H188ZM176 120L178 121V123H177ZM183 121L186 122V123H184ZM66 122H67V120L65 122L64 121H58L57 124L58 125H60V124L63 125ZM184 124H186L187 127ZM2 125H4V128H6V130H9V132L12 131V130H10V127H8V122L7 123H3ZM19 125L17 124V126H19ZM29 125H30V127H28ZM52 125H53V127H52ZM25 126H27V127L24 128ZM39 126H40V128H39ZM81 126H82V129H83L85 124L81 123L80 127ZM101 126H103V125H101ZM109 126H110V128H109ZM170 126H171V128H170ZM175 126H177V127H175ZM7 127H8V129H7ZM94 127L95 126H93V127L91 126V128H94ZM237 127H240L239 130H237V131L240 132L239 137L236 138L234 141H231L230 139L226 140V138L231 137V136L227 137L226 133L229 130L237 129ZM95 128H97V126ZM52 129H53V131H52ZM245 129H247L248 133H250V134L247 133L248 134V136L246 135L247 138L243 137V134L245 133ZM47 130L49 131L48 134L45 133V132H48ZM83 130H85V129H83ZM111 130H113V132L117 131L116 134L118 135L117 137L119 138V141L116 140L117 141L116 142L113 139L114 135L112 136ZM242 130L244 131V133H241ZM89 131H91V130H89ZM9 132L6 134L7 136L9 134ZM166 132H168V133H166ZM35 133H37V137L33 136ZM43 133H45V134H43ZM50 133L53 135L52 137L51 136L48 137V135H51ZM156 133H158V134H156ZM46 134H47V137H46ZM164 134L167 135L168 137L165 136ZM189 134L190 135H194V138H193V136H190ZM241 134H242V136H241ZM39 135L41 136V141L38 142V143L42 142L43 146L40 145L39 150H38V149H36V147H37L36 145H39V144L35 143V141L37 140ZM256 135H260V133L258 132V133H256ZM42 136L45 139H43ZM202 136H206V138H207L206 140L207 141L204 140L205 141L204 142L203 140H200V138ZM11 138H13V137L11 136ZM25 138H28L27 135L25 136ZM9 139L10 138L8 137V140ZM183 139H184V141H183ZM43 140H44V142H43ZM186 140H187V143H186ZM105 141H107V143ZM156 141H160L161 145L159 147L156 145ZM181 141H182V143H181ZM188 141H190V142H188ZM199 141L203 145H198ZM101 142L103 144H101ZM228 142H230V144ZM115 143H117L118 146ZM122 143H124V142H122ZM33 144H34V146H33ZM111 144H112V146H111ZM187 144H191V145H187ZM113 145L116 146L117 149ZM8 146H9V142H8ZM88 146H89V148H88ZM40 148H42V149H44L45 151H48V152L45 155L44 154H39L40 153L39 152ZM92 148H94V149L92 150ZM118 148H119V150L122 149L121 151H119V153H118ZM159 148L161 150H159ZM176 149L179 152H182V153L187 154V155L188 154H192L193 156L194 155H199L201 157H206L207 155L211 154L212 155V156H210L211 160L209 161V163H205L206 162L205 159L203 160V162L197 161L199 163L198 165L203 167V170L197 171L195 169L194 163L190 164L191 161L188 160L189 162L188 161L186 162L185 160H182V158L177 156V154L175 153ZM190 149H192V150H190ZM87 150H88V152H86ZM182 150H185V152L182 151ZM259 150H262V151H259ZM61 151L66 153L63 158L61 156L62 153H58V152H61ZM110 151L112 153L115 152V154H117L116 158H117V162L118 163L120 162L119 164L117 162L115 164H113V163L109 164L107 162V161H109V159H107L108 156L106 157L105 155L108 152H110ZM227 151H228V154L229 153L232 154L234 152L236 154L238 153V156H240V157L243 156V157L247 158V160H249L250 162H256L258 165L256 167L254 165L255 169H252L253 167H247L246 163L244 161H242L241 159H240V161L238 163L236 161H235V163H233L232 161L230 162V160L229 161L226 160L224 162V160H221L219 157H222L223 156L222 154L227 153ZM51 152H52V154H51ZM168 154H169L170 157L168 156ZM12 155L14 156V158H13ZM34 155H36V156L34 157ZM52 155H53V157H52ZM78 155H80V156H78ZM131 155H133V158H132ZM224 155H227V154H224ZM16 156L18 157L16 159V160L19 161L18 163H17V161L16 162L14 161ZM51 157H52V159H51ZM20 158L22 160H20ZM138 158H139V160H138ZM216 158H217V160H216ZM85 159H88V161L85 160ZM129 159H130V162H129ZM225 159H227V158H225ZM148 160H149V164H148V168L146 170V172L148 174L145 172L146 176H145V178H143L144 182L142 181V183H141V181H140V183H138V180H140V179H139L138 175L136 174V171H137L136 168L139 165H142V164H140V162L143 163L144 161H148ZM1 161H2L1 163H3V165H4V158ZM56 161L58 162V164H55ZM174 161L176 162V164L178 163L177 164L178 167L176 166ZM185 162L188 163V164H186ZM88 163H90L89 166H91V167H90L89 170L88 169L86 170V167L88 166ZM105 163H107V164H105ZM154 163L157 164V165L159 164V165L156 166V165H154ZM12 164H13V168H12ZM121 164L125 165L127 173L126 172H122ZM130 164H132V166ZM221 164H222V166H221ZM223 164H224V166H223ZM232 164L237 165V166H234ZM46 165H47V167H46ZM58 165H60V166H58ZM152 165H154V166H152ZM179 165H180L181 168L179 167ZM214 165H216V166H214ZM244 165H245V168H244ZM135 166H137V167H135ZM160 166H161V168H160ZM238 166L241 167V168H238ZM259 166H261V167H259ZM5 167H6V169L8 168L7 169L8 173H7V171L5 172V170H6ZM57 167H58V169H57ZM59 167H60V169H59ZM42 168H43V170H42ZM175 168L177 169V171H176ZM237 168L240 169V170H238ZM46 169L48 170L49 176H47L46 174L43 173V171L46 170ZM109 169H111V170H109ZM162 169H164V170H162ZM58 170H60V171H58ZM131 170H132V172L129 173ZM159 170L160 171L162 170V171L160 172ZM133 171H135V172H133ZM254 171H257V173L256 172H255L256 174L253 173ZM2 172L5 173V175ZM59 172H60L61 175L59 174ZM90 172L91 173L95 172V173L89 175ZM107 172L109 173V175H111L109 177V179L103 178V177H105ZM246 173H248V174H246ZM251 173H252L253 176L251 175ZM128 174H130V175H128ZM203 175H208L209 178L203 179ZM74 176H75V178H74ZM91 176H93V177H91ZM166 176H169V174L166 175ZM210 176H216L218 179H216L214 177L210 178ZM224 176H226L227 178H224ZM21 177H23V179ZM44 177H46V178H44ZM130 177H132V178H130ZM136 177L138 178V180H136ZM169 177L171 178V176H169ZM113 178H114L115 182L113 181V183L110 184V179L113 180ZM124 178L126 180H124ZM148 178H150V179H148ZM87 179L89 181V184H91L92 186L89 185V186H86V187H82V182L87 183L88 182ZM41 180H42V182L45 181L46 183L45 184L42 183ZM146 180H147V182H146ZM205 180H207V181H205ZM208 180L209 181L211 180V181L209 182ZM11 181L12 182L14 181L15 184H14V182L12 183ZM21 181H23V182H21ZM25 181L27 183H25ZM189 181H190V179H189ZM198 181H196V182H198ZM250 181L253 183V185H252V183ZM11 183L13 185H15L14 189L17 188L18 191L16 189H15V191H13V187H12L13 185ZM18 183H20V185H24V188H23V186L21 188V186L18 185ZM172 183L173 184L171 185V183H169L168 181H165L164 182L165 187L163 188V190H165L166 188H171L173 190L177 189L176 188L177 187L176 182H172ZM27 184H29L28 187H27ZM48 184L50 186H47ZM109 184L111 185V187H109ZM189 184L191 185V182H189ZM59 185H60V187H59ZM61 186H62V188H61ZM100 186H102L103 188H101ZM196 186L199 188V185L196 184ZM5 187H6L7 191L5 190ZM18 187H20V188H18ZM54 187H55V189H54ZM248 187H251L253 190L248 189ZM45 188H46V192H47L46 193L47 195L45 194L47 196V199H45L44 205L45 204L48 205V202L50 201L49 203L52 202L51 204H56V206L58 207V210L57 209H55V211L53 209L49 210L47 208V206H45L46 208L42 212H41L40 209L39 210L36 209V208H39V206L37 205V203H35L36 200H37V198L35 196H37V193H39L41 195ZM86 188H87V191H86ZM138 188H139V190H138ZM216 188H218V189H216ZM1 189H2V191H1ZM19 189L20 190L24 189V191L20 192ZM50 189H52L53 193L49 192V191H51ZM56 189H58L59 191L57 190V192H56ZM88 189H90V190H88ZM195 189H196V187H195ZM258 189L260 190L259 194H257L258 193ZM61 190L66 195L63 194L61 192ZM11 191H13V192H11ZM110 191H112V192H110ZM255 191L257 193H255ZM55 192H56V194H54ZM105 192H107V193H105ZM51 195L53 197L50 199ZM102 195H104V196L102 197ZM158 196L159 195L156 194V197H158ZM48 198H49V201H48ZM155 198H153V199H155ZM249 198H250V200H249ZM7 199L10 200V204H8V201H6ZM161 199L163 200V198H161ZM174 199H175V201H174ZM61 200H63V201H61ZM149 200L151 201L152 199L149 198ZM235 200H237V201H235ZM257 200H259V201H257ZM169 201L170 202L173 201L172 203H174V202H178L179 200H177L176 198L173 197V199H171ZM42 202H44V201L42 200ZM34 203H35V206H33ZM122 203H123V200H122ZM63 205H65V206H63ZM121 206L122 205H120V207ZM63 207L66 208V210ZM61 208H63L64 211H63V209L61 210ZM122 209L124 211L125 207L123 206ZM47 210H49L50 213ZM125 210H127V209H125ZM57 211H58V213H57ZM59 211H62V212L59 213ZM31 212H33V213H31ZM34 212L36 214H34ZM38 213H41V214L38 215ZM42 213L43 214L45 213L46 215L45 214L43 215ZM47 213H49V214H47ZM52 214H54L56 216L54 217V215L52 216ZM61 214H62V217L60 216ZM110 214H111V216H110ZM217 215L219 216V214H217ZM227 215H230L231 217L227 216ZM38 216H40V217H38ZM46 216H48V217L50 216V218L52 220L54 218L56 221L54 220L53 221L54 223H50L49 220H48V217H46ZM215 217H214L215 219L213 218V220L214 221L218 220V217L217 216H215ZM224 217H226V218H224ZM61 218H63V219H61ZM24 221H27V222H25L26 226L24 225ZM22 222H23V225H22ZM215 222L219 223L218 221H215ZM18 225L20 226L19 228H18ZM50 225H51V229H50ZM112 225H114V226H112ZM31 227H32V229H30ZM44 227H45V229H44ZM238 228H239V230L242 229V231L237 230ZM52 229L54 230V232L52 231L53 234L51 235L50 231ZM46 230H48V231L46 232ZM74 230H75V232H74ZM57 231H59V232H57ZM15 232H16V234H15ZM225 233H224V235H225ZM73 235H75V236H73ZM227 235L228 234L226 233V235H225L226 239L228 237ZM6 237L9 238V240ZM75 237H77V238L75 239ZM2 238L5 239V240H3ZM49 238H50L51 241H48ZM119 239H120L121 242L119 241ZM70 240L73 241V242H71ZM68 241H70V242H68ZM225 241H227V240H225ZM46 242H47V244H46ZM7 243H8V246H7ZM68 243H70V246H66V245H69ZM71 244L73 246H71ZM47 246L48 247L50 246L49 247L50 249L47 248ZM71 247H74L73 254H72ZM3 248H5V249L3 250ZM52 248H56L57 250H54V249L52 250ZM139 249H140V244L138 245V250ZM6 251L11 252V253H8ZM56 251L59 252V254H56ZM168 251H169L170 254H167ZM168 251L165 253L167 255V257L160 256V258L157 261L154 258L156 264H159V262H160V264H163V260L164 259H167V260L171 261L173 255H175V257H176V255L179 256V257H177V260L182 256L181 257V261L182 260L183 261L180 264H186V263L187 264H215L216 262H217L216 264H237V262H239V259H237V258H234L233 262H231L232 260L231 261L229 260V258L231 257V256L228 257L229 253L231 251L229 247H224L222 252L215 251V253H218L219 255L216 254L218 256V258L213 259L212 260V262L214 261L213 263H211V260H210L209 256H207V254L205 252L203 253V251H201L200 248H197V252L195 250H192L190 252V255L189 254L188 255L185 254L183 250H177V252H175L173 249H169ZM199 251H201L203 254L202 253L199 254ZM3 252H5V253L3 254ZM60 252H61V255H60ZM128 252L129 251L126 250V254H124L123 252L121 253V258L125 257L124 258V264L128 263V262L125 261V259H127L126 255L128 254ZM194 252H196V253H194ZM35 253L37 254V257H33L34 255L36 256ZM111 253H113V254H111ZM193 253H194V255H193ZM197 253L199 254V256L196 255ZM224 253L226 254V257L224 256ZM222 254H223V257H225V258H223V257L220 258ZM31 255H32V257H31ZM186 255H187V257H186ZM100 256H102V257H100ZM188 256H192V257L193 256H197V259H196V261L194 263H192L193 262L192 261L193 258L188 257ZM7 257H8V259H7ZM205 257H208V258H205ZM18 258H20V256H18ZM20 259H24V258L21 257ZM34 259L37 260V261L35 262ZM205 259H207L208 261L205 260ZM26 260H28V262ZM96 260H97V262H95ZM63 263H61V264H63Z\"/></svg>","mask_w":264,"mask_h":264}]
</instances>
